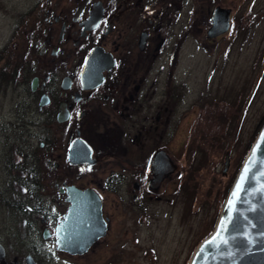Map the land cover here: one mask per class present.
Listing matches in <instances>:
<instances>
[{
  "label": "flooded vegetation",
  "instance_id": "obj_1",
  "mask_svg": "<svg viewBox=\"0 0 264 264\" xmlns=\"http://www.w3.org/2000/svg\"><path fill=\"white\" fill-rule=\"evenodd\" d=\"M243 4L28 0L12 13L0 44V264H81L146 227L171 181L177 202V156L212 97L208 82L193 87L194 66L204 58L220 74L247 16L264 24V3L245 18ZM75 191L101 199L106 223L84 252L58 242Z\"/></svg>",
  "mask_w": 264,
  "mask_h": 264
},
{
  "label": "rangeland",
  "instance_id": "obj_2",
  "mask_svg": "<svg viewBox=\"0 0 264 264\" xmlns=\"http://www.w3.org/2000/svg\"><path fill=\"white\" fill-rule=\"evenodd\" d=\"M27 1L0 0V44H4L11 31L12 13ZM243 1V18L244 12L247 16L264 3V0ZM247 19L243 21V43L232 42L220 74L221 65L212 75L204 58L194 66L193 87L200 88L208 82L205 88L212 97L210 106L207 102L200 106L187 139L192 140L190 148L177 154L184 169L177 202L171 201L179 185L176 187V181H171L164 201L152 207L146 227L138 228L134 238L131 233L121 238L118 246L111 240L101 254L81 264H189L200 242L213 231L232 180L264 121V24L260 17L253 22L250 16ZM12 61L8 55V65ZM219 87L222 91L225 87L226 92L218 91ZM13 93L12 88L7 90L8 121L15 116L11 112L16 101ZM186 138L187 134H183V140ZM227 154L230 159L224 164Z\"/></svg>",
  "mask_w": 264,
  "mask_h": 264
},
{
  "label": "water",
  "instance_id": "obj_3",
  "mask_svg": "<svg viewBox=\"0 0 264 264\" xmlns=\"http://www.w3.org/2000/svg\"><path fill=\"white\" fill-rule=\"evenodd\" d=\"M74 193L73 204L57 227L58 242L62 249L84 252L106 234V223L98 196ZM189 264H264V123L233 180L213 231L200 242Z\"/></svg>",
  "mask_w": 264,
  "mask_h": 264
},
{
  "label": "trees",
  "instance_id": "obj_4",
  "mask_svg": "<svg viewBox=\"0 0 264 264\" xmlns=\"http://www.w3.org/2000/svg\"><path fill=\"white\" fill-rule=\"evenodd\" d=\"M263 123H264V121H263ZM263 125V124H262ZM262 127V126H261ZM261 127H260V129H261ZM260 129H259V131H260ZM259 131H258V133H259ZM258 133H257V135H258ZM257 135H256V137H257ZM235 178V177H234ZM234 180V179H233ZM233 180H232V183H233ZM232 183H231V185H232ZM231 185H230V187H231ZM230 187H229V189H230Z\"/></svg>",
  "mask_w": 264,
  "mask_h": 264
},
{
  "label": "snow or ice",
  "instance_id": "obj_5",
  "mask_svg": "<svg viewBox=\"0 0 264 264\" xmlns=\"http://www.w3.org/2000/svg\"><path fill=\"white\" fill-rule=\"evenodd\" d=\"M222 243H224V244H227V243H228V241H227V240H224V241H222Z\"/></svg>",
  "mask_w": 264,
  "mask_h": 264
}]
</instances>
